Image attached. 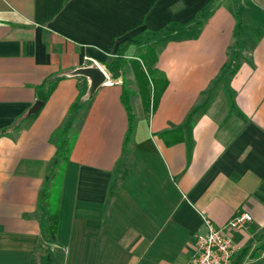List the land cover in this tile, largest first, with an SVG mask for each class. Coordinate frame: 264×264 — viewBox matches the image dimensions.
I'll return each mask as SVG.
<instances>
[{
	"label": "crops",
	"instance_id": "0c3cea01",
	"mask_svg": "<svg viewBox=\"0 0 264 264\" xmlns=\"http://www.w3.org/2000/svg\"><path fill=\"white\" fill-rule=\"evenodd\" d=\"M143 45L166 78L153 108L133 69ZM92 63L106 78L88 95L72 71ZM68 115L50 264H185L204 218L241 211L251 219L225 228L248 245L238 264H264V0H0V264L37 259Z\"/></svg>",
	"mask_w": 264,
	"mask_h": 264
},
{
	"label": "trees",
	"instance_id": "16d2710c",
	"mask_svg": "<svg viewBox=\"0 0 264 264\" xmlns=\"http://www.w3.org/2000/svg\"><path fill=\"white\" fill-rule=\"evenodd\" d=\"M236 53V52H235ZM236 55V54H235ZM122 56V55H121ZM137 57L132 60L134 74L141 95V100L144 107L152 105V108L157 103V100L166 85V78L163 73L155 67L156 50L153 45H143L140 51L137 52ZM120 58H116V61ZM234 60V57H233ZM232 63V62H231ZM111 66V65H110ZM118 66V65H117ZM116 66V67H117ZM112 68V67H111ZM115 68V67H113ZM56 81L55 77L45 79L39 86V97L45 100L50 93ZM121 101L127 111L128 127L125 133V142L130 138L134 130V116L129 105V89L125 82L122 84ZM72 118L67 116L63 124L55 129L52 135L55 137L56 150L51 166L45 174V181L39 194V206L44 208L47 214L45 221L41 225V240L38 244L37 259L31 260L29 264H50L51 249L47 245V241L54 238L56 226L58 222V196L60 188V173L62 165L67 159L72 138L67 136L70 129ZM179 132L181 129H174ZM171 130L163 131L159 134L170 133ZM182 136L177 135L169 140L175 141L181 139ZM248 245L239 249L234 254L238 264L239 259L246 253Z\"/></svg>",
	"mask_w": 264,
	"mask_h": 264
},
{
	"label": "built area",
	"instance_id": "2783aa9c",
	"mask_svg": "<svg viewBox=\"0 0 264 264\" xmlns=\"http://www.w3.org/2000/svg\"><path fill=\"white\" fill-rule=\"evenodd\" d=\"M250 219L249 212L241 211L220 227L204 218L206 231L196 237L195 249L185 264H232L233 256L242 244L228 235L225 228H239Z\"/></svg>",
	"mask_w": 264,
	"mask_h": 264
},
{
	"label": "water",
	"instance_id": "95a60500",
	"mask_svg": "<svg viewBox=\"0 0 264 264\" xmlns=\"http://www.w3.org/2000/svg\"><path fill=\"white\" fill-rule=\"evenodd\" d=\"M72 74H81L89 79V87H88V95H91L93 91L105 81L106 74L96 63H92L90 65H84L73 69ZM43 100L35 99L32 105L28 108L27 113H33L42 105Z\"/></svg>",
	"mask_w": 264,
	"mask_h": 264
},
{
	"label": "rangeland",
	"instance_id": "374dc122",
	"mask_svg": "<svg viewBox=\"0 0 264 264\" xmlns=\"http://www.w3.org/2000/svg\"><path fill=\"white\" fill-rule=\"evenodd\" d=\"M135 95H136V92H133L132 89H131V90H130V98H131L132 96L134 97ZM133 97H132V98H133ZM131 102H132V101H131ZM131 104H132V106H134V107H133L134 111H136V110H137L136 102L133 101V103H131ZM71 134H72V133H71V130L69 129V131H68V133H67V136L70 138V137H71Z\"/></svg>",
	"mask_w": 264,
	"mask_h": 264
},
{
	"label": "bare ground",
	"instance_id": "6f19581e",
	"mask_svg": "<svg viewBox=\"0 0 264 264\" xmlns=\"http://www.w3.org/2000/svg\"><path fill=\"white\" fill-rule=\"evenodd\" d=\"M105 73V72H104Z\"/></svg>",
	"mask_w": 264,
	"mask_h": 264
}]
</instances>
